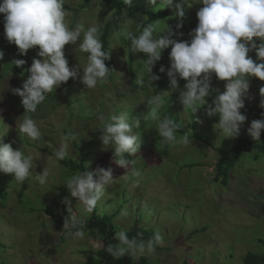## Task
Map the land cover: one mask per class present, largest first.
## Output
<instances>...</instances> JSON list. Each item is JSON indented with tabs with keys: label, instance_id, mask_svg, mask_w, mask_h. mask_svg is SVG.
<instances>
[{
	"label": "rangeland",
	"instance_id": "rangeland-1",
	"mask_svg": "<svg viewBox=\"0 0 264 264\" xmlns=\"http://www.w3.org/2000/svg\"><path fill=\"white\" fill-rule=\"evenodd\" d=\"M176 2L179 0H174ZM132 3L154 11L171 9L157 10L149 0H132ZM81 4L83 0H65V5L72 8ZM201 7L202 4H193L185 11L191 31L197 27V11ZM107 9L105 3L94 0L88 9L77 14L75 22L77 24L83 19L86 28L96 23L102 29L112 15ZM65 11L70 27L75 13ZM128 16L138 22L143 17L145 22L148 20L142 14ZM173 19L174 16H170L160 20L161 27L169 26ZM118 31L109 45L114 75L108 76V82L95 90L87 91L79 79H70L50 94L40 110L32 114L43 133L42 139L34 142L18 132L17 120L25 109L21 97L14 95L11 88L21 87L27 79L33 58H39L38 47L30 49L26 56L19 55L17 46L5 38L4 14H0V51L4 54L0 59V136L14 149L24 144L26 152L37 158L38 173H42L47 163L51 172L49 183L43 187L35 180V172L22 186L13 181L11 174L0 173V188L7 192L4 206L0 207V264H94L96 251L102 248L89 243V238L102 241L95 232L85 233V240L79 242H73L68 234L64 235L60 216L66 214L70 217V213L61 201L69 197L73 211L77 215L79 213L76 198H71L66 185H63L72 176L54 154L55 148L59 147L60 131L77 136L67 157L80 161L82 154L87 153L86 163L90 170L96 171L101 167L113 170L116 180L106 188L105 196L97 206L98 215L116 213L113 224L119 231L122 225L116 217L121 209H127L130 217L123 225L126 231L141 219L140 226L162 233L163 246L144 256L150 264H243V257L249 252L264 254V158L260 156L255 162L250 157L253 153L248 152L236 162L227 186L214 180L218 158L214 148L226 150L250 136L245 129L251 121L245 122L249 125H243L235 138H224L215 129L219 116L208 117L206 109L218 94L215 89L223 92L225 85L215 75L208 104L194 114L190 108L184 110L180 92L186 81L179 79V87L174 91L166 74L170 67V48L153 69L155 74H162L160 78L164 79L165 86L157 91L158 80L141 85L138 70L147 56L135 53L132 65L135 79L130 73L128 44L122 38H116ZM176 39L188 40L181 28H178ZM65 55L70 67L78 64L79 59L82 64L86 63L85 54L78 53L76 45H66ZM249 55L256 59L254 51ZM15 60H25L26 63L18 67ZM161 65L166 69L164 73L159 72ZM262 86L264 81L259 78L250 79L249 95L253 99H246V108L241 109L250 120L257 117L256 110L261 109ZM156 92H164L166 101L160 109V117L176 116L186 135L195 133L205 141L192 139L186 145L167 146L159 140L154 122L149 120L151 123H145L142 119V113L147 111V99ZM247 107L255 111L250 112ZM121 113L129 114L133 131L141 138V150L132 157L143 173L141 177L124 178L127 170L113 162L114 149H105L100 139V117L108 119ZM262 139L260 137L255 142L264 143ZM191 164L198 165L186 167ZM81 213L86 215V219L92 215L84 214L82 209Z\"/></svg>",
	"mask_w": 264,
	"mask_h": 264
},
{
	"label": "clouds",
	"instance_id": "clouds-1",
	"mask_svg": "<svg viewBox=\"0 0 264 264\" xmlns=\"http://www.w3.org/2000/svg\"><path fill=\"white\" fill-rule=\"evenodd\" d=\"M132 0H124L130 6ZM157 6V10L171 8L173 16L182 21L185 15V4H202L197 11L198 24L189 35V40L174 39V30L166 24L161 27L160 20L152 22L135 21L125 11L121 14L117 39L131 41L133 53H143L147 59L138 70V79L143 85L160 79L153 72L157 63L162 59L164 50L169 52L170 67L167 76L172 90L179 87L178 80L186 81L180 92V103L184 110L190 108L192 114L208 104L207 98L212 95L213 75L224 81V91L215 95L208 104L206 115L219 116L215 129L224 138H235L239 135L247 116L242 114L246 99L249 95L250 79L255 77L264 81V0H149ZM0 14H4V34L10 44L18 48V54L26 56L30 49L38 47L37 56L33 58L28 68V77L21 87L11 88L14 95L21 97L24 114L17 120L18 132L36 142L40 141L43 133L32 114H36L50 94L56 92L70 79H79L85 89L95 90L99 85L108 82L109 71L105 63L110 59L111 50H106L100 38V27L96 23L85 27V21L69 27L66 19L65 0H2ZM182 23L177 24L181 28ZM134 32H139L136 36ZM255 38V39H254ZM257 40L259 43H257ZM76 45L78 53H86V63L70 67L65 55L66 45ZM126 51V49H125ZM255 52L254 60L249 53ZM0 51V59H3ZM16 66H23L25 60H15ZM82 69V73H81ZM166 71L163 65L159 72ZM8 88V87H7ZM164 93V92H163ZM163 93L149 96L146 101L147 111L142 113L146 123L151 120L155 124L158 137L165 145L177 143L188 144L187 135H177L179 125L168 116L160 117L159 112L165 105ZM260 107L264 108V86L260 88ZM2 99V98H0ZM264 115V114H262ZM102 131L100 137L105 149L113 151V162L126 169L124 178L141 177L142 171L136 167L134 157L141 150V138L134 133L129 122V114H113L110 118L100 117ZM139 121H137V126ZM252 139L259 141L264 132V119L252 120L247 128ZM58 148L54 154L57 161L69 155L72 142L77 139L75 133H58ZM0 136V173L11 174L13 181L22 186L35 172V180L43 187L49 183L51 172L47 166L42 173L36 171L37 158L26 152L25 145L14 149L11 143H4ZM95 177V179H94ZM116 179L113 170L101 167L96 171H83L74 174L67 180L66 185L71 198H76L77 212L73 211L72 201L65 197L61 202L67 205L70 218H66L63 231L67 232L73 242L86 238L82 230L86 223V215L93 213L106 193V188L112 186ZM138 183V181H137ZM150 214V213H149ZM130 213L121 209L116 220L121 223V229L116 232V245H107L106 251L113 257L120 258L126 254L132 257H144L162 247L164 237L157 230L147 241L129 238L123 225L128 221ZM94 247H104L103 241L89 238Z\"/></svg>",
	"mask_w": 264,
	"mask_h": 264
},
{
	"label": "trees",
	"instance_id": "trees-1",
	"mask_svg": "<svg viewBox=\"0 0 264 264\" xmlns=\"http://www.w3.org/2000/svg\"><path fill=\"white\" fill-rule=\"evenodd\" d=\"M94 0H83V4H81L77 8H72L70 6L65 5V10H68L70 12H74L75 15L71 18V25L70 28H74L76 22L75 19L77 18V14L82 13L86 9H88L91 5V3ZM99 2L105 3L108 6L107 11L112 12V15L108 19L106 25L104 28L100 29V38L102 43L104 44V47L106 50H109L110 40L115 34V32L119 29L120 24V17L121 14L125 11L128 12V14L135 16L138 14H142L146 17H148L147 22H152L157 19H169L170 16H173V10L172 9H166L163 11H154L151 8L141 7L140 5H134L131 3L130 6L124 4V0H98ZM189 3H192V0H188ZM189 5L185 4L184 6V12L188 9ZM178 23H182L181 29L185 33L186 38L190 41L191 36L189 33L191 32V29L189 27V21L186 15L182 18V21H178L176 18L173 19L171 24L169 25L174 30V36L173 38L176 39V34L178 31V28L176 27ZM136 36H139L140 33L136 32L134 33ZM128 44V60H129V66H130V73L135 78V71L132 68V65L134 64L135 59V53L132 52L131 49V41H127ZM171 49V48H170ZM110 51V50H109ZM166 50L162 53V56L165 54ZM85 56H87L86 53H84ZM146 58V55H145ZM106 65L111 69L109 71L110 77L114 75V69L111 65V52H110V59L105 61ZM162 74H159L161 76ZM132 77V79H134ZM136 79V78H135ZM162 85L165 86L164 79L160 78L158 80V85L156 90H160L159 88L162 87ZM264 112V111H262ZM262 114V113H261ZM173 119L180 127L177 132L179 135H184L185 129L183 128L182 123L179 121V119L175 116L169 117ZM151 123V121H149ZM66 133L69 134V132L66 131ZM188 140H204L201 135H197L195 133L191 135H187ZM205 141V140H204ZM207 144L209 142L206 141ZM215 152L218 154V158L215 164V182L221 183L223 186H227L229 183V179L231 178V171L233 167L235 166L236 162L239 160V158L248 152L251 151H257L260 154H264V146L262 144L256 143L254 139L251 138V136H248L247 138H244V140L239 141L238 143L234 144L229 149H220L219 147L214 148ZM89 155L87 153L82 154V159L80 161H76L72 158L66 157L63 160H60L59 163L70 172L71 176H73L76 173L85 171H92L87 166V159ZM128 159H132V157H127ZM258 158V156H256ZM195 165L198 164H191L186 166L187 168H193ZM94 172V171H93ZM7 199V192L4 191V189L0 188V207L4 206V201ZM115 214H103L98 215V210H96L92 213V215L86 219L85 225H83V231L85 233L95 232L97 233L103 241L104 247H102L100 250L96 251V258L94 264H150L148 258H134L129 255H124L120 258L113 257L111 254L107 253L106 248L107 245H116L118 241L114 238L115 234L117 232V229L115 225L113 224V218ZM70 218L66 214L60 216V219L62 221V224H64L65 219ZM141 219L136 221L137 223L130 228L127 231V234L129 238H135L137 240H144L147 241L150 237L153 236L155 233L152 229L147 230L145 227L140 226L139 222ZM68 233L64 231V235H67ZM0 244V249H1ZM243 264H264V254H258L249 252L243 257Z\"/></svg>",
	"mask_w": 264,
	"mask_h": 264
},
{
	"label": "crops",
	"instance_id": "crops-1",
	"mask_svg": "<svg viewBox=\"0 0 264 264\" xmlns=\"http://www.w3.org/2000/svg\"><path fill=\"white\" fill-rule=\"evenodd\" d=\"M244 108H246V104H245V107ZM248 109H249V111L251 112V110H254L255 111V109L254 108H249V107H247ZM256 111H258V116L257 117H255L254 119H248L247 118V121H252V120H255V119H261V117H264V115H262V114H264V112H262V111H264V108H261V109H259V110H256ZM262 113V114H261ZM243 114V113H242ZM245 115V114H244ZM247 116V115H246ZM247 117H249V116H247ZM246 121V122H247ZM244 125H249V124H244ZM245 130H247V129H245ZM262 134H264V132H262ZM263 139V141H264V135L263 136H261ZM260 144V143H259ZM263 146H264V143H261ZM253 154H251V158L253 159V161H255V162H257L259 159H260V156H262V158H264V154H260V153H258L257 151H251ZM246 154V153H245ZM244 155V154H243ZM256 156H258V158H256Z\"/></svg>",
	"mask_w": 264,
	"mask_h": 264
}]
</instances>
